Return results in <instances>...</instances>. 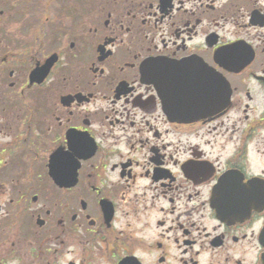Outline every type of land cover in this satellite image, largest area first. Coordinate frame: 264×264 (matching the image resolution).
I'll list each match as a JSON object with an SVG mask.
<instances>
[{"label":"flooded vegetation","instance_id":"af4514ba","mask_svg":"<svg viewBox=\"0 0 264 264\" xmlns=\"http://www.w3.org/2000/svg\"><path fill=\"white\" fill-rule=\"evenodd\" d=\"M0 264H264V0H0Z\"/></svg>","mask_w":264,"mask_h":264},{"label":"water","instance_id":"95a60500","mask_svg":"<svg viewBox=\"0 0 264 264\" xmlns=\"http://www.w3.org/2000/svg\"><path fill=\"white\" fill-rule=\"evenodd\" d=\"M41 70L42 69H38V70H36L33 74H32V77H37L38 75H40V73H41ZM47 70L48 69H46V72H47ZM44 71V70H43ZM45 72H43V76H45ZM144 76L147 78V81L149 82V83H153V80H152V74L150 73V71H147V72H145L144 73ZM261 182L260 180H256V183L257 182ZM258 209V207H256V210ZM258 210H260V209H258Z\"/></svg>","mask_w":264,"mask_h":264}]
</instances>
